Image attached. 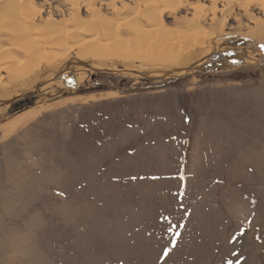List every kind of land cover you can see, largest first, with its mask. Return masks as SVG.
I'll list each match as a JSON object with an SVG mask.
<instances>
[{
	"label": "rangeland",
	"instance_id": "rangeland-1",
	"mask_svg": "<svg viewBox=\"0 0 264 264\" xmlns=\"http://www.w3.org/2000/svg\"><path fill=\"white\" fill-rule=\"evenodd\" d=\"M238 35L209 39L204 70L155 77L140 44L92 41L113 70H62L1 105L0 264H264V43Z\"/></svg>",
	"mask_w": 264,
	"mask_h": 264
},
{
	"label": "bare ground",
	"instance_id": "bare-ground-1",
	"mask_svg": "<svg viewBox=\"0 0 264 264\" xmlns=\"http://www.w3.org/2000/svg\"><path fill=\"white\" fill-rule=\"evenodd\" d=\"M128 1L0 0V102L18 96L36 81L64 72L62 70H113L114 64H96L100 63L96 56L104 52L101 44L90 45L92 41L117 40L118 45L110 46L111 50L117 46V52H129L130 43L140 44L139 56L146 68L144 74L150 77L183 73L189 65L188 73L204 70L195 65L200 59L211 56L209 39L220 34L250 36L264 43V0H207L208 3L195 0L196 3L189 5L190 17L179 23L181 17L175 13L187 0ZM43 13H48L50 18L42 16ZM166 14L174 19L172 25L165 23ZM230 18L236 25L227 24ZM242 18L246 21L241 22ZM84 35L91 36L84 39ZM86 46L88 49H84ZM78 47L83 53L73 51ZM71 51L69 62L62 59ZM85 53L88 56H84ZM93 57L96 59H91ZM56 78L48 89L65 86L64 78ZM98 97L89 94L53 102L56 105L82 103ZM51 105L53 103L37 106L34 112ZM28 119L18 113L4 124V134L11 133Z\"/></svg>",
	"mask_w": 264,
	"mask_h": 264
},
{
	"label": "water",
	"instance_id": "water-1",
	"mask_svg": "<svg viewBox=\"0 0 264 264\" xmlns=\"http://www.w3.org/2000/svg\"><path fill=\"white\" fill-rule=\"evenodd\" d=\"M39 84H40V83H39ZM39 84H36V85H37V86H36L37 88L40 86ZM21 95H22V94H21ZM17 99H18V98H17ZM14 100H16V98L13 97V98H11L10 100H6L5 102H0V106L6 104L7 102L14 101Z\"/></svg>",
	"mask_w": 264,
	"mask_h": 264
}]
</instances>
